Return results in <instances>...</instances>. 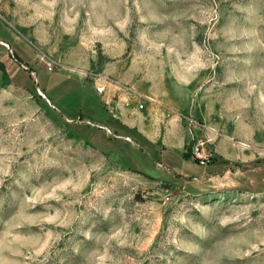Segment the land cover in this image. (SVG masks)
Returning a JSON list of instances; mask_svg holds the SVG:
<instances>
[{"label": "rangeland", "instance_id": "rangeland-1", "mask_svg": "<svg viewBox=\"0 0 264 264\" xmlns=\"http://www.w3.org/2000/svg\"><path fill=\"white\" fill-rule=\"evenodd\" d=\"M118 93L256 158L146 175L98 126ZM0 264H264V0H0Z\"/></svg>", "mask_w": 264, "mask_h": 264}, {"label": "crops", "instance_id": "crops-1", "mask_svg": "<svg viewBox=\"0 0 264 264\" xmlns=\"http://www.w3.org/2000/svg\"><path fill=\"white\" fill-rule=\"evenodd\" d=\"M125 99L123 94L118 93L112 98L111 104L105 105L101 102L105 113L98 117L97 121L100 123L98 126L105 131L109 139L121 138L129 142L133 150H138V147L146 149L156 159L154 168L157 172H145V174L162 176L161 172H167L169 177H173L175 180L182 178L187 183L190 177L204 180L207 179V174L222 176V172L228 168L234 172L239 166L244 165V160L256 158L254 154L237 152V147L232 143L227 144L230 154L226 158L218 157L206 165H201L191 156L185 155L187 152L177 127L179 124L166 110V108H174L173 106H167V102L161 99H153L146 100L145 103H142V108H139L137 101L131 99L126 102ZM84 113L89 115L90 112L86 110ZM61 115L66 119L74 120V123L92 126L94 124L91 118L82 117V115L71 116L62 112ZM77 119L79 121H75ZM179 127L181 128V126ZM239 169L243 171V169Z\"/></svg>", "mask_w": 264, "mask_h": 264}, {"label": "built area", "instance_id": "built-area-1", "mask_svg": "<svg viewBox=\"0 0 264 264\" xmlns=\"http://www.w3.org/2000/svg\"><path fill=\"white\" fill-rule=\"evenodd\" d=\"M51 69V66L48 65V70ZM96 90L98 92L103 91L102 86H97ZM38 94L45 97L44 92L41 90V88H37ZM46 100L49 101V99L46 97ZM143 104L139 103V108H142ZM168 111L173 115L175 121L180 124L181 130L183 134L189 139L194 138V143L192 145V152L191 157L197 161L201 165L207 164V156L205 154L207 150L206 143L213 140V137L210 136V132L213 131V129L205 124L203 121H199L196 119L193 115H189L188 113H183L179 111H174L173 109H168ZM198 131H200V134H197ZM202 136H198L201 135Z\"/></svg>", "mask_w": 264, "mask_h": 264}, {"label": "trees", "instance_id": "trees-1", "mask_svg": "<svg viewBox=\"0 0 264 264\" xmlns=\"http://www.w3.org/2000/svg\"><path fill=\"white\" fill-rule=\"evenodd\" d=\"M185 155H186V156H188V154H187V153H185ZM132 169H134V168H132ZM135 170H137V169H135ZM144 174H145V173H144ZM146 175H147V174H146Z\"/></svg>", "mask_w": 264, "mask_h": 264}]
</instances>
